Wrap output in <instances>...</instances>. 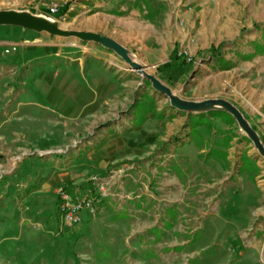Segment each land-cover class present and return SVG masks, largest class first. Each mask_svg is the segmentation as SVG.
I'll return each instance as SVG.
<instances>
[{"label": "rangeland", "instance_id": "374dc122", "mask_svg": "<svg viewBox=\"0 0 264 264\" xmlns=\"http://www.w3.org/2000/svg\"><path fill=\"white\" fill-rule=\"evenodd\" d=\"M1 10L113 38L181 98L235 104L264 141V0H0ZM13 43L20 55H0L19 63L0 84V264H264V200L244 220L234 200L243 170L264 195V157L236 120L194 126L196 113L96 41L0 25V51ZM174 46L193 58L184 69L152 56ZM63 179L105 183L81 233L55 205Z\"/></svg>", "mask_w": 264, "mask_h": 264}, {"label": "water", "instance_id": "95a60500", "mask_svg": "<svg viewBox=\"0 0 264 264\" xmlns=\"http://www.w3.org/2000/svg\"><path fill=\"white\" fill-rule=\"evenodd\" d=\"M0 25H17L37 31H47L53 35L76 36L84 40L96 41L104 44L116 51L139 74L150 80L153 88L158 92L165 94L169 98L170 104L175 109L196 114L214 110L225 111L231 114L239 124L240 128L254 143L258 152L264 157V141L260 137L258 131L235 104L223 98L205 99L201 101L186 100L181 98L174 90H172L171 87L162 82L156 75L147 72L146 69L142 67L141 63L135 61L130 56L128 49L115 39L88 31L61 29L60 27L54 26L46 20L38 18L34 16V14L27 12L1 10Z\"/></svg>", "mask_w": 264, "mask_h": 264}, {"label": "crops", "instance_id": "0c3cea01", "mask_svg": "<svg viewBox=\"0 0 264 264\" xmlns=\"http://www.w3.org/2000/svg\"><path fill=\"white\" fill-rule=\"evenodd\" d=\"M58 44L59 43L54 42V41L53 42H49V43H47V46H48L47 48L50 50V52H52L54 50L55 46H57ZM9 46H10L9 44L8 45H5L3 51H0V55H5V56H8V57L11 56V60H12V58H15V55H20V54H18V52H20L21 45L19 46V50L18 51L13 52V53H10V54H6L4 50L6 48H8ZM173 49L170 50L169 55H152V56H154L155 58H165V57H167L168 60H169L170 57H171V53L173 52ZM29 55H41V53H40L39 50H35L32 53L30 52ZM18 64L19 63L10 64V63H5L3 61H0V84H2V82L5 79H7V77L10 78L9 76L11 74L9 72L11 70H13L15 67H18ZM1 104L3 105L2 102H0V105ZM1 107L2 106H0V108ZM2 111L4 112V110H2ZM189 134L190 135L192 134V130L191 129H189ZM195 138H197V137L194 134H192L190 139L191 140H194ZM203 151L204 150L202 149V151H200V153H202ZM218 160H221L222 161L223 159L221 157ZM203 161H204L203 162V166L206 169H208V170L209 169H212L214 167V165L217 166L216 164L218 163L217 159H215V158H209V159H206L205 158ZM241 162H242V166L245 165V161H241ZM221 170L222 171L219 174L225 173L224 176H223V178H227L228 177L227 174L230 173V169L228 168V169L224 170V169L221 168ZM242 173H246V175L240 176L239 177V180H242L243 183H244L245 182L244 179H246V184L248 185V187H247V185H245V183H244L245 186L242 183V185L244 187L242 188V191L240 193L236 194V197H235L234 200H235V203H236V209L238 211L237 213H238V215H240L239 218L241 220H244V219L250 218L253 214L260 213V205L262 204V200H264V195L261 196L259 194L258 190H255L252 187V184H253L252 183V181H253L252 180V176L253 175L251 173H249L247 170H243ZM242 177H244V178H242ZM63 181H69V179H67V180L66 179H63ZM229 187H232V186L229 185ZM251 193H252V198L248 197V196H251L250 195ZM231 197H232V195H229V196L226 197V202L227 203L231 199ZM55 205L57 206V196H56V204ZM253 209H257V212L255 210H253ZM82 217H83L82 222H80L79 224H77L76 225V229L73 230L76 233H79V232L81 233V232L84 231V225L86 223L85 221L88 220V219H90V218H92V214H91L90 211H84V212H82ZM70 234H72V233H70Z\"/></svg>", "mask_w": 264, "mask_h": 264}, {"label": "built area", "instance_id": "2783aa9c", "mask_svg": "<svg viewBox=\"0 0 264 264\" xmlns=\"http://www.w3.org/2000/svg\"><path fill=\"white\" fill-rule=\"evenodd\" d=\"M50 9L53 14H56L60 7L57 3H52ZM18 49L19 45L13 43L4 51L6 54H10L18 51ZM178 54L184 56L188 61L193 59L180 49H178ZM92 185L94 189L78 186L72 188V192L67 191L64 186L58 189V194L61 199L60 214L66 225L74 226L78 224L82 220L81 216L84 210L96 212L102 206L103 200L108 195L105 183L102 182L99 184L93 179Z\"/></svg>", "mask_w": 264, "mask_h": 264}, {"label": "trees", "instance_id": "16d2710c", "mask_svg": "<svg viewBox=\"0 0 264 264\" xmlns=\"http://www.w3.org/2000/svg\"><path fill=\"white\" fill-rule=\"evenodd\" d=\"M59 12H61V9H59V11L57 12V15L59 14ZM255 49H256V52H258V53H264V44H262L260 42H257L255 44ZM191 61H188V60H186V58L184 56L179 55L178 54V48L175 47L173 52L171 53L170 61L166 62L164 64V67H172V66L176 65V66H178L177 68L184 69V65L188 64V63H191ZM222 64L228 65V62L223 60ZM149 110H151V109H149ZM196 117L199 118V120L195 121L194 126H198L200 124H203L204 118H207V117H211V118L212 117L213 118L220 117V118H222L224 120H228L230 122H235V119H234V117L231 114H229V113H227L225 111H219V110L209 111L207 113H200V114H197ZM195 130H196V127H194L192 129V134H194L196 132ZM215 154H218V155H221V156L224 155L223 152L211 150V152L208 154V156L212 157ZM71 183H72L71 181H67V182L64 183V185L66 187V190L69 191V192L73 191V189L71 188ZM82 186L83 187H90V188L94 189V187L92 185V181H90V182H88L86 184H83ZM60 202H61V199H60V196H59L58 199H57V209L59 210V213H60V208H59L60 207ZM103 205H104V202H102V206Z\"/></svg>", "mask_w": 264, "mask_h": 264}, {"label": "bare ground", "instance_id": "6f19581e", "mask_svg": "<svg viewBox=\"0 0 264 264\" xmlns=\"http://www.w3.org/2000/svg\"><path fill=\"white\" fill-rule=\"evenodd\" d=\"M34 16H36V17H38V18H41V19H44V20H46L47 22H49L50 24H52V25H54V26H58V27H60L61 29H64V28H62V26H61L58 22H56V21H54V20H51V19L45 18V17H43V16H39V15H34ZM134 60H135V58H134ZM135 61H137V60H135ZM147 72H148V71H147Z\"/></svg>", "mask_w": 264, "mask_h": 264}]
</instances>
